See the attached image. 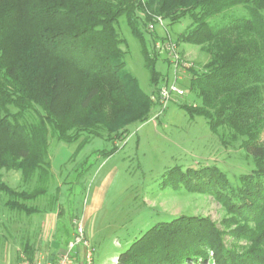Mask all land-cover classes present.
Masks as SVG:
<instances>
[{
  "label": "trees",
  "instance_id": "trees-1",
  "mask_svg": "<svg viewBox=\"0 0 264 264\" xmlns=\"http://www.w3.org/2000/svg\"><path fill=\"white\" fill-rule=\"evenodd\" d=\"M148 9L138 0H0V170L19 171L23 179L38 173L39 187L22 192L24 202L46 194L50 137L70 144L76 140L67 132L77 129L98 139L116 138L159 107L125 68L116 32L123 17L143 42L135 26L150 22ZM158 12L170 23L189 19L179 40L209 56L202 73L191 70L190 86L201 104L182 110L189 118L204 117L212 131L228 125L233 138H243L240 146L255 168L240 178L241 186L217 191L256 226L243 231L246 250L236 256L222 250L211 223L180 217L146 231L116 264H186L200 259L204 246L216 264H264V0H160ZM142 54L153 89L159 90L155 63ZM72 96L79 98L75 119ZM94 153L105 160L115 151ZM192 177H207L198 187L209 191L221 178L207 168L185 178L179 171L187 189ZM0 192L14 196L1 184ZM4 205L30 216L36 212L13 201ZM26 257L33 261L30 252Z\"/></svg>",
  "mask_w": 264,
  "mask_h": 264
},
{
  "label": "rangeland",
  "instance_id": "rangeland-1",
  "mask_svg": "<svg viewBox=\"0 0 264 264\" xmlns=\"http://www.w3.org/2000/svg\"><path fill=\"white\" fill-rule=\"evenodd\" d=\"M159 2L140 1L149 8L150 22L162 20L161 25L153 24V31L147 30L150 22L144 27L135 26L143 42L132 35L125 18H120L116 32L123 41L125 68L153 102H160L159 90L153 89L150 82L144 51L159 72L158 89L175 84L184 94L152 107L145 123L134 124L116 138L98 139L79 129L67 132L70 140H76L70 144L50 137L48 161L52 174L46 194L35 201L24 202L21 193L30 194L39 187L38 173L23 179L19 171L1 169L0 184L9 187L14 196L0 192V264H13V257L24 254L26 245L33 247L32 257H47L53 250L55 259L71 243L74 222L80 219L93 250L92 264H116L119 254L129 250L146 231L180 217L211 223L219 233L223 251L239 256L246 250L247 233L243 231H252L256 225L232 210L217 189L241 186L240 178L253 172L254 161L240 146L243 138L238 134L233 138L228 125L212 131L204 117L189 118L182 110L200 106L190 86L191 70L202 73L209 56L200 47L179 40L190 20L170 23L158 12ZM238 12L244 14L241 9ZM166 40L176 44L177 64L170 61L162 47ZM70 106V119H75L80 113L79 98L72 96ZM261 140L264 143V133ZM112 147L115 153L105 160L94 153ZM206 168L221 177L216 178L212 191L198 187L207 177L196 180L193 176L190 189L179 179V171L185 178L188 172L197 175ZM95 190L104 193L103 202L85 223L81 213ZM12 201L36 212L30 216L7 209L4 204ZM201 250L200 259L186 264H216L209 260L212 254L207 246Z\"/></svg>",
  "mask_w": 264,
  "mask_h": 264
},
{
  "label": "built area",
  "instance_id": "built-area-1",
  "mask_svg": "<svg viewBox=\"0 0 264 264\" xmlns=\"http://www.w3.org/2000/svg\"><path fill=\"white\" fill-rule=\"evenodd\" d=\"M156 20L157 21H154V23L150 22L147 25V30L153 31V24H162L161 19L157 18ZM162 47L170 61L177 64L179 55L177 53L176 44L173 41L166 40L162 44ZM183 94L184 91L180 87L176 86L175 84H169L159 89L157 100H159L162 105H165V103H167L172 96H182ZM74 225L75 232L73 234L71 243L55 259L40 257L36 261L31 262L22 256L19 264H92L93 250L86 239L81 219L75 220Z\"/></svg>",
  "mask_w": 264,
  "mask_h": 264
},
{
  "label": "crops",
  "instance_id": "crops-1",
  "mask_svg": "<svg viewBox=\"0 0 264 264\" xmlns=\"http://www.w3.org/2000/svg\"><path fill=\"white\" fill-rule=\"evenodd\" d=\"M104 196V193L103 192H98V191H94L93 194L91 195V198H90V204L87 205L84 210L82 211L81 213V218H84V221L85 223L88 222V220H90L92 218V216H94L95 212L100 208L102 202H103V197ZM31 248L33 249V247L31 246ZM29 246H24L23 248V253L24 254H19V256H17L15 258V256L13 257V264H19L20 262V259L21 257L25 256L26 257V251L30 252L32 254V250ZM53 250L52 251H49V255H46L47 258L49 259H54L52 258L53 256ZM32 256V255H31ZM44 257V256H42ZM27 258V257H26ZM40 257L38 258H35V256L33 257V261H36L37 259H39ZM15 260H16V263H15Z\"/></svg>",
  "mask_w": 264,
  "mask_h": 264
}]
</instances>
